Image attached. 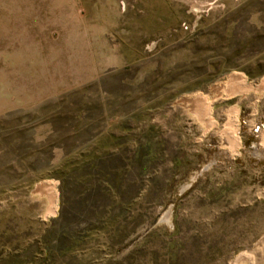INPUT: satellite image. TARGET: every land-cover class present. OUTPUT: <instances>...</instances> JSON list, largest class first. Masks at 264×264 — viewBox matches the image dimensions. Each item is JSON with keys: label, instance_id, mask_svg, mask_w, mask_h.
<instances>
[{"label": "rangeland", "instance_id": "374dc122", "mask_svg": "<svg viewBox=\"0 0 264 264\" xmlns=\"http://www.w3.org/2000/svg\"><path fill=\"white\" fill-rule=\"evenodd\" d=\"M236 75L264 81V0H0V264H264Z\"/></svg>", "mask_w": 264, "mask_h": 264}, {"label": "bare ground", "instance_id": "6f19581e", "mask_svg": "<svg viewBox=\"0 0 264 264\" xmlns=\"http://www.w3.org/2000/svg\"><path fill=\"white\" fill-rule=\"evenodd\" d=\"M226 84H227V86L234 88L236 91L238 90V91L243 92V91H247V90L251 89L249 85L245 84L244 78H242L241 76H237V75L229 78L228 81L226 82ZM258 86L260 87V85H258ZM261 87L264 88V81L262 82ZM228 90H230V89H228ZM205 104H206V102H205ZM205 104H202V105H204V107H205L206 106Z\"/></svg>", "mask_w": 264, "mask_h": 264}, {"label": "crops", "instance_id": "0c3cea01", "mask_svg": "<svg viewBox=\"0 0 264 264\" xmlns=\"http://www.w3.org/2000/svg\"><path fill=\"white\" fill-rule=\"evenodd\" d=\"M227 87H228V88H231V91L233 90L232 87H230V86H227ZM262 89H263V87H261V85H260V87H259V86H258V87H257V86H256V87H252L251 89H249V90H247V91H243V92L238 91V90L236 91V90L234 89L235 91L233 92V95L236 94V93H247V92H249L250 90H262ZM226 91H227V90H223V89H221V90L215 92V93H216L215 96H216V95H219V96H220V95H222V94H225V95H226V94H227ZM229 92H230V91H229Z\"/></svg>", "mask_w": 264, "mask_h": 264}]
</instances>
